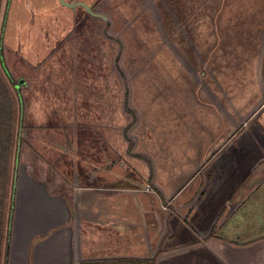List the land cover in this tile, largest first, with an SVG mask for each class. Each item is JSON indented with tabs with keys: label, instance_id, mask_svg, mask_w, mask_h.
<instances>
[{
	"label": "rangeland",
	"instance_id": "rangeland-1",
	"mask_svg": "<svg viewBox=\"0 0 264 264\" xmlns=\"http://www.w3.org/2000/svg\"><path fill=\"white\" fill-rule=\"evenodd\" d=\"M4 1L0 33L7 17L3 49L14 82L6 81L15 94L26 79L29 123L49 124L65 108L63 122L75 117L93 137L106 132L114 152L139 154L147 172L137 184L140 214L148 196L157 201L156 219L166 217L154 191L170 203L184 187L178 194L189 200L178 217L201 201L205 231L214 219L208 206L225 202L224 220L241 206L235 218H246V239L264 236V0H66L107 20L60 0ZM142 228L121 244L145 236L154 243ZM204 243L181 250V258L156 250L148 259L232 262L230 252L214 258ZM248 261L264 264V241L246 248L238 264Z\"/></svg>",
	"mask_w": 264,
	"mask_h": 264
},
{
	"label": "crops",
	"instance_id": "crops-1",
	"mask_svg": "<svg viewBox=\"0 0 264 264\" xmlns=\"http://www.w3.org/2000/svg\"><path fill=\"white\" fill-rule=\"evenodd\" d=\"M26 86L24 78L14 85L17 145L12 153L8 196L12 181L14 190L12 200L7 197L10 237L8 244L6 241L3 245L0 264H81L134 256L148 259L154 257L152 251L156 250L172 260L184 256L181 250L196 252L202 240L203 249L214 258L221 259L230 252L233 256L230 263L238 264L239 257H246V248L264 241V236L246 239V218H235L241 206L225 220L231 205L214 202L208 206L214 219L205 231V221L198 216L201 201L178 217L179 212L186 211L189 200L186 192L187 197L178 194L184 187L176 197H171L170 203L154 191L166 217L156 219L153 214L157 201L148 196L142 197L146 208L142 210L146 212L140 214L137 184L140 175L147 172L138 163L139 154L127 146V152L116 154L108 148L106 132L94 133L93 137L86 122L76 121L75 117L70 119L71 125L63 122L69 120L63 116L65 108L49 124L32 125L26 109ZM40 121L46 120L41 117ZM148 199L151 202L147 205ZM138 226L152 236L155 244H147L146 236L145 241L137 238L133 246L121 244L124 236L130 241L131 235L140 232ZM196 237L198 240L194 241ZM178 241L183 243L180 245ZM126 250L130 253H125ZM140 250H147V254L138 255Z\"/></svg>",
	"mask_w": 264,
	"mask_h": 264
},
{
	"label": "trees",
	"instance_id": "trees-1",
	"mask_svg": "<svg viewBox=\"0 0 264 264\" xmlns=\"http://www.w3.org/2000/svg\"><path fill=\"white\" fill-rule=\"evenodd\" d=\"M4 0H0V26L4 14ZM9 5V4H8ZM6 18H4L0 33V255L4 243L9 242V229L7 221V197L10 181V166L13 148L17 145L16 138V102L9 87L8 81L13 83V78L7 68L4 49L3 31ZM21 136H19L20 140ZM19 142V141H18ZM81 264H157L154 259L119 258L102 261L82 262Z\"/></svg>",
	"mask_w": 264,
	"mask_h": 264
},
{
	"label": "water",
	"instance_id": "water-1",
	"mask_svg": "<svg viewBox=\"0 0 264 264\" xmlns=\"http://www.w3.org/2000/svg\"><path fill=\"white\" fill-rule=\"evenodd\" d=\"M61 4L65 7H68V8H76V7H82L84 8L90 15H93L94 17H98V18H101L103 20H107V17L99 14V13H96L93 8L91 6H89L87 3L85 2H78V3H69L67 2L66 0H60Z\"/></svg>",
	"mask_w": 264,
	"mask_h": 264
},
{
	"label": "built area",
	"instance_id": "built-area-1",
	"mask_svg": "<svg viewBox=\"0 0 264 264\" xmlns=\"http://www.w3.org/2000/svg\"><path fill=\"white\" fill-rule=\"evenodd\" d=\"M147 191H150L149 189Z\"/></svg>",
	"mask_w": 264,
	"mask_h": 264
}]
</instances>
